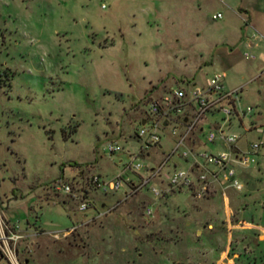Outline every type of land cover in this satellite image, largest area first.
Returning <instances> with one entry per match:
<instances>
[{
    "label": "rangeland",
    "instance_id": "obj_1",
    "mask_svg": "<svg viewBox=\"0 0 264 264\" xmlns=\"http://www.w3.org/2000/svg\"><path fill=\"white\" fill-rule=\"evenodd\" d=\"M241 2L258 19L259 42L245 34L257 47L238 42L242 20L217 0H0V210L19 225L22 264H264V0ZM217 72L237 90L224 131L241 148L263 142L236 169L241 190L214 183L198 196L197 185L168 188L163 175L138 188L174 143L167 128L161 150L139 153L146 100ZM222 121L208 116L191 146L225 151L205 140ZM94 175L122 185L104 192Z\"/></svg>",
    "mask_w": 264,
    "mask_h": 264
},
{
    "label": "built area",
    "instance_id": "obj_2",
    "mask_svg": "<svg viewBox=\"0 0 264 264\" xmlns=\"http://www.w3.org/2000/svg\"><path fill=\"white\" fill-rule=\"evenodd\" d=\"M220 17V13L211 16L212 19ZM251 38L258 39L260 36L253 32ZM243 57L254 58L253 54L247 51L243 52ZM223 78L224 72L213 73L203 84L197 85L195 82L188 81L186 89L175 87L146 100L147 109L139 117V128L135 133V137L140 141L139 153L148 156L150 151L156 152L162 149L160 141L163 136L160 130L169 128L168 135L174 138V143L165 160L149 169V176L142 179L138 188L146 185L151 178H160L163 175L168 188L181 189L193 184L197 185L198 196L214 183L226 182L235 191L241 190L243 184L238 178L236 169L246 168L251 161V156L262 147L263 142L252 141L245 148H241L238 145L239 137L224 131L226 117L234 114L238 116V113L232 99V95L237 90H226ZM224 102L230 104V107L225 106ZM250 110L251 108H246L241 115ZM212 114L222 115L223 121L220 124L212 123L205 135V140L207 143H213L218 139L227 149L216 153L201 152L191 146L190 136L203 134V124ZM142 121L143 124H141ZM244 130L248 131V129ZM252 131L261 133L262 129L260 126H255ZM107 151L112 154L118 152L119 147L110 143L107 145ZM171 156L181 158L187 167L177 169L174 163H168ZM125 167L137 171L141 165L135 163ZM90 183L104 192L119 190L122 185L119 177L103 181L95 175L90 177ZM62 190L69 192L68 185H65ZM151 193L155 197L160 195L154 187L151 188ZM86 208V202H81L78 206L80 211ZM145 214L150 215V209L146 208ZM47 234L53 239L58 238L57 232ZM22 238L18 223L4 220L0 210V260L6 264H22L16 253V245Z\"/></svg>",
    "mask_w": 264,
    "mask_h": 264
},
{
    "label": "crops",
    "instance_id": "obj_3",
    "mask_svg": "<svg viewBox=\"0 0 264 264\" xmlns=\"http://www.w3.org/2000/svg\"><path fill=\"white\" fill-rule=\"evenodd\" d=\"M218 3H219V6L222 8V7H226L229 11H231V13L233 15H235L236 17H239L240 20H242L239 25V33H240V36L238 37V42H242L244 43L245 47L249 48V47H257L258 46V43H253V44H250L249 41H247V37L245 36V34L247 33V31H250L251 34L253 33L251 30H254V28L256 30L259 31V28H260V25L258 24V19H254L252 18L255 14V11L253 9V7L249 4H243L241 2V0H234L232 4H229L227 3L226 0H217ZM264 6V4H263ZM216 13H220V11H216ZM258 13V15H260L259 17H261V19H263V22H264V9L261 10V11H258L256 12ZM253 14V16H252ZM214 15V14H212ZM222 16V15H221ZM257 17V18H259ZM257 27V28H256ZM243 34V36H242ZM242 38V40H241ZM251 38V37H250ZM257 42H259L260 38L258 39H254V38H251ZM224 79V78H223ZM223 85H224V80H223ZM224 88L226 90H233L235 88H232V89H228L226 88V86L224 85ZM27 261H24V263H26Z\"/></svg>",
    "mask_w": 264,
    "mask_h": 264
},
{
    "label": "water",
    "instance_id": "obj_4",
    "mask_svg": "<svg viewBox=\"0 0 264 264\" xmlns=\"http://www.w3.org/2000/svg\"><path fill=\"white\" fill-rule=\"evenodd\" d=\"M141 124H143V121L141 122Z\"/></svg>",
    "mask_w": 264,
    "mask_h": 264
}]
</instances>
